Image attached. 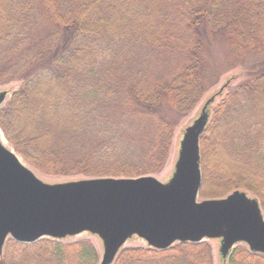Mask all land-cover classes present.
Returning <instances> with one entry per match:
<instances>
[{"label":"trees","instance_id":"16d2710c","mask_svg":"<svg viewBox=\"0 0 264 264\" xmlns=\"http://www.w3.org/2000/svg\"><path fill=\"white\" fill-rule=\"evenodd\" d=\"M216 53L248 75L211 108L199 197L241 189L264 215V0H0V87L20 83L0 107V132L42 176L158 175L178 121L226 71L207 62ZM225 145L235 159H222ZM100 256L88 238L7 239L0 264ZM113 264L214 263L200 242L124 247ZM225 264H264V255L239 245Z\"/></svg>","mask_w":264,"mask_h":264},{"label":"water","instance_id":"95a60500","mask_svg":"<svg viewBox=\"0 0 264 264\" xmlns=\"http://www.w3.org/2000/svg\"><path fill=\"white\" fill-rule=\"evenodd\" d=\"M215 96L183 130L165 182L141 176L48 184L0 141V253L7 239L29 245L88 234L101 242L99 264H113L132 238L158 251L178 243L217 240L223 262L241 244L264 255V215L256 198L234 190L224 198L198 201L199 139ZM7 97L8 91H0V107Z\"/></svg>","mask_w":264,"mask_h":264},{"label":"rangeland","instance_id":"374dc122","mask_svg":"<svg viewBox=\"0 0 264 264\" xmlns=\"http://www.w3.org/2000/svg\"><path fill=\"white\" fill-rule=\"evenodd\" d=\"M216 60H220L218 62V68H220L221 66H223L221 64V62H222L221 61L222 60V54H220V53L219 54L216 53V54L210 55L208 57V59H207V62L208 63H210V62L211 63H214ZM259 65H262V64H259ZM257 66H258V63H257ZM223 69H226V71L223 72L222 74H220L217 77L216 82L213 83V85L211 86V88L203 96V98L196 105V107L192 110V112L189 115H187L184 118H182L181 121H178V123L176 125V128H175V131H174V134H173L172 146H171V149H170V154H169L168 161H167L165 167L163 168V170L158 175H155L154 176L160 182H165L171 176L172 171H173V167H174V164H175V161H176V158H177L178 146H179V142H180V140L182 138L183 130L186 127H188L189 125H191V123L193 122V120H195L199 116V114L201 112V109L204 106L205 102L210 97L215 96L219 92V90L221 88H223V86H224L222 92L220 94H218L217 96H215L214 102L209 106V110H210V114H211V108H213L221 100V98H223V96L225 95V93L231 87L239 84L248 75L247 70L244 69V67L240 63H238V62L235 63L233 66H227V67H224L223 66L222 70ZM216 73H217V71L212 74V77H214ZM19 85H20V83H13V84L1 86L0 87V91H2V90L8 91V97L6 98V100H7L10 97L11 93L13 91H15V90L18 89ZM209 120H210V118H209ZM1 139L5 142V145L4 146L10 147L8 145V143L6 142V140L4 139L2 133L0 132V140ZM222 150H223V155H222V159L223 160H227L229 158L235 159V156L233 155L232 149L229 148V147H227V145H225L222 148ZM36 175H37V177L41 181H43L44 183H48V184H54V183H60V182H65V181L78 180V179H86V178H81V177H72V178L49 177V176L39 175L38 173H36ZM235 190L244 191V190H241V189H235ZM232 191H234V190H232ZM231 192H229L228 194H230ZM244 192H246V191H244ZM247 194H249V193H247ZM224 197H219V198L218 197H215V198H200V197H198V201H201L203 199L204 200L205 199H220V198H224ZM251 197H253V196H251ZM254 198H256V197H254ZM82 238H88V239H90L93 242V244L95 245L96 249L101 254V252H102V246H101L100 240L97 237L90 236L88 234H81V235H79L77 237H74V238H72L70 240H73V239H82ZM203 242H207L210 245V247L212 249L213 263L214 264H225L226 263V261L223 262L221 260L220 255L218 253L219 245H218V241L217 240L203 241ZM241 245H243V244H241ZM132 246H146V245H145V243L142 240H139L137 238H132V239H130V240L127 241V243L125 244V247H132Z\"/></svg>","mask_w":264,"mask_h":264},{"label":"bare ground","instance_id":"6f19581e","mask_svg":"<svg viewBox=\"0 0 264 264\" xmlns=\"http://www.w3.org/2000/svg\"><path fill=\"white\" fill-rule=\"evenodd\" d=\"M0 141L2 142L3 145H5V142L2 139Z\"/></svg>","mask_w":264,"mask_h":264}]
</instances>
